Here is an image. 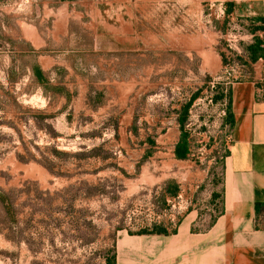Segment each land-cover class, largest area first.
<instances>
[{
  "label": "rangeland",
  "instance_id": "obj_1",
  "mask_svg": "<svg viewBox=\"0 0 264 264\" xmlns=\"http://www.w3.org/2000/svg\"><path fill=\"white\" fill-rule=\"evenodd\" d=\"M147 1L138 3V21L142 25L138 30V53L147 47ZM24 5L29 6L30 1L0 0V18L6 8L16 11ZM92 5L101 6L102 12L91 13ZM126 5L130 2L78 0L59 4L60 8L75 11L70 20L85 36L78 35L84 43L92 39L94 30L90 26L102 23V42H107L102 47L105 66L110 65L106 60L117 53L115 39H123L125 44L126 37L131 36L130 30L124 28L130 17L125 13ZM219 5L208 4L201 23H194L193 15L177 13L172 6L170 27L162 29L155 24L154 73L149 86L131 87L127 75L132 71L125 65L133 57L129 55L130 45L123 44L124 56L118 61L121 69L118 63L116 66L120 77L117 80L123 84H105L107 104L99 112L83 111L82 104L77 103L71 122L66 113H61L51 129L41 116L55 112L61 106L60 98L49 105L53 101L25 81L8 85L6 93L0 89V264H106L122 232L135 234L166 223V181H174L178 191L189 196L203 187L196 207L206 204L212 185L210 172L214 167L221 172V166L215 165L217 151L209 150L214 144L207 146L210 134H217L216 129L205 133L193 118V154L184 166L171 162L166 154L168 145L161 134L173 120L162 123V118L169 114L173 117L174 108L194 93L208 96L210 88L223 87L231 77L249 71L241 67V60L248 59L243 46L252 40L247 33L249 19L235 16L226 8L222 15ZM47 15L43 13L42 51L63 57L72 42L61 29L59 34L51 33L53 23ZM66 18L65 11L59 14L60 24ZM84 49L87 54H98L90 47ZM145 61L144 58L142 64ZM205 109L206 102H201L197 112L203 115ZM149 115L152 126L134 135L130 131L132 119ZM116 124L120 133L117 136ZM56 134L60 137L54 138ZM147 134L157 140L156 153L140 164L137 174ZM98 145H102L101 159L89 152Z\"/></svg>",
  "mask_w": 264,
  "mask_h": 264
},
{
  "label": "crops",
  "instance_id": "obj_2",
  "mask_svg": "<svg viewBox=\"0 0 264 264\" xmlns=\"http://www.w3.org/2000/svg\"><path fill=\"white\" fill-rule=\"evenodd\" d=\"M29 1V6L24 5L16 11L6 8L4 17L0 18V89L6 93L8 85L15 86L25 81L33 85L35 91H40L46 99L53 101L49 105L60 98L61 106H58L55 112L41 116L51 129L54 126L53 121L61 113H66L67 121L71 122L72 110L77 103L82 104L83 111H101L107 104L105 84H123L117 80L120 77L116 74L117 63L121 69L118 61L124 56L123 39H115V42H118L115 45L117 53L114 58L106 60L110 65L105 66L102 63V47L106 46L107 42H102V23L90 26V29L94 30L92 39L89 43H84L78 36L84 35L76 31V23L70 20L71 13L75 11L59 6L60 3L71 4L78 0ZM126 1H129L130 5L125 6V13L130 17L127 18L124 28L130 30L131 36L126 37L128 42L124 46L130 45L129 55L133 58L125 67L132 71L127 75L130 76L131 87L149 86L154 73L156 41L153 30L155 24L162 29L170 27L172 6L177 9V13L186 12L193 15L194 23L202 22L204 8L211 3L224 5L227 11L235 16L255 20V25L261 27L257 35L263 41V53L261 58L249 67L250 78L234 83L230 89L231 103L228 115L233 126V138L228 153L221 162V177L215 186L211 185L207 194L205 203L209 206L191 209L181 219L175 232H122L115 244L116 264H264V0H148V21L144 26L148 31L145 41L147 47L142 53H138L137 47L138 30L142 27L137 15L139 0ZM120 2L122 4L123 0ZM39 3L45 5L44 11ZM90 8L91 13L102 12L101 6L92 5ZM22 10L25 12H20ZM64 11L67 18L60 24L59 14ZM44 12L52 19L51 33L54 31L59 34L61 29L68 41L72 42L68 45L72 47L66 50L63 57L42 51ZM80 24L86 26L84 22ZM103 28L107 29L108 26ZM114 28L117 30L119 27ZM251 42L252 40L248 43ZM85 46L98 54L85 53ZM144 58L146 61L142 64ZM109 66L112 68L108 69ZM24 92L28 93L26 90ZM146 93L147 91L144 95ZM187 102L174 108L173 117L169 114L167 118H162V123L173 120L172 125L163 128L161 134L164 144L168 145L166 154L171 162L182 165L187 164L188 160L178 158L176 152L184 155L188 151L187 147L183 148L187 146V138L184 137L185 122L182 123V110ZM150 126V115L141 119L135 117L132 119L130 131L139 136L141 130L147 131ZM114 128L117 136L120 134L118 124ZM99 136L101 137V134ZM53 137L58 138L60 135ZM156 144L155 137L147 134L142 141L145 148L142 161L136 165L137 174L141 163L155 155ZM212 150L214 147L211 146L210 151ZM101 151L102 145H98L89 152L101 159ZM114 155H117L116 152ZM117 168L128 174L124 168ZM211 174L212 171V179ZM177 191L178 185L174 181L164 183L165 199L175 196ZM203 191V187L196 191L197 200ZM213 193L219 196L213 199L216 205L211 202Z\"/></svg>",
  "mask_w": 264,
  "mask_h": 264
},
{
  "label": "built area",
  "instance_id": "obj_3",
  "mask_svg": "<svg viewBox=\"0 0 264 264\" xmlns=\"http://www.w3.org/2000/svg\"><path fill=\"white\" fill-rule=\"evenodd\" d=\"M219 6L221 14L225 15V7L222 4H220ZM259 25L261 24L259 23ZM246 61L247 64H241L242 68H249L248 65H250V62L248 61V59ZM235 66L239 67L238 64H236ZM232 67H234V65ZM249 78L250 75L248 74V72H245L243 75L240 73L238 76L231 77L225 84H223V87L214 86L210 88L208 96L200 97L199 94V96L192 102L188 113V120L185 125V130L189 134V141L191 144V153L189 155V159H191V156L193 154V142L190 130L192 127L193 118H197L196 121H198V126L202 127L205 133L208 132L210 134V129H216L217 134L215 136H212V134H210V140L207 146H209L211 143L214 144L211 146L212 148L214 147V149L217 151L214 157V159H216L215 165L221 166V162L228 153V149L230 144L232 143L233 138V126L227 120L231 103L230 89L234 83L248 80ZM219 92H221L223 95L221 98H216ZM201 102H206V109L203 115H199L200 113L197 112V108L201 105ZM202 116L203 119L201 120ZM166 202L167 209L164 210V213L168 214V220L166 221V223L161 224V226L165 227L169 232H172L177 229L181 219L191 209L197 208L196 205L198 203V200L195 194L189 196L184 191H178L175 196L167 198ZM203 205L208 204L206 203Z\"/></svg>",
  "mask_w": 264,
  "mask_h": 264
},
{
  "label": "trees",
  "instance_id": "obj_4",
  "mask_svg": "<svg viewBox=\"0 0 264 264\" xmlns=\"http://www.w3.org/2000/svg\"><path fill=\"white\" fill-rule=\"evenodd\" d=\"M247 28H248L247 29V33L252 35V42L249 43V44H244L243 49H244V51H245V53L247 55L248 61L250 62V65H248V66L251 67V64L255 63L262 56V53H263V46H262L263 45V41L257 35V31L261 27L255 25V20L249 19L248 24H247ZM241 62L244 63V64H247V61H245V60H241ZM199 94H200L199 92L193 94L192 97L190 98V100L183 107V110H182V114H183L182 123L185 122L184 123V128H185L186 122L188 120V113H189V109H190V107L192 105V102L199 96ZM222 95L223 94L221 92H219V94L216 96V98H221ZM229 118L230 117L228 115V117H227L228 122H230ZM184 137L187 138V146L185 145L183 148L187 147L188 151H187V153L185 152L184 155L181 152H176V155L178 156V158H183V159H187L188 160L189 159V155L191 153V144H190V141H189V134H188V132L186 130H185ZM211 175H212L211 182L215 186V184L218 183L221 175H220V173L218 171H216L215 167L212 169V174ZM177 192L175 193V195L177 194ZM215 197L218 198L219 196H217V195H215V193H213L212 196H211V199H212L211 202L213 204H215V200H213V199H216ZM175 231H172V232H175ZM168 232L169 231L165 227H163L161 225H154L152 228L141 229L135 234H154V233L167 234ZM115 257H116V255H115V251H114L113 256L111 258L106 259L107 260L106 264H116Z\"/></svg>",
  "mask_w": 264,
  "mask_h": 264
}]
</instances>
